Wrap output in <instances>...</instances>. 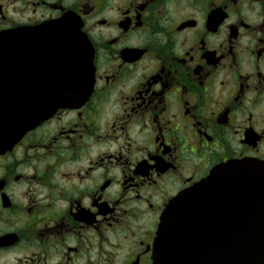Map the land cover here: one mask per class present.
<instances>
[{
  "label": "flooded vegetation",
  "instance_id": "obj_1",
  "mask_svg": "<svg viewBox=\"0 0 264 264\" xmlns=\"http://www.w3.org/2000/svg\"><path fill=\"white\" fill-rule=\"evenodd\" d=\"M66 15L92 50L90 93L10 144L4 95L66 75L46 24ZM1 33L0 264H153L174 197L264 162V0H0Z\"/></svg>",
  "mask_w": 264,
  "mask_h": 264
},
{
  "label": "water",
  "instance_id": "obj_2",
  "mask_svg": "<svg viewBox=\"0 0 264 264\" xmlns=\"http://www.w3.org/2000/svg\"><path fill=\"white\" fill-rule=\"evenodd\" d=\"M47 24L57 27L64 43L58 48L66 51V75H44L43 91L36 94L4 95L11 98L3 114L10 144L57 107L82 102L92 86V50L80 24L67 15ZM9 35L0 34V73ZM153 264H264V162L222 163L174 197L157 227Z\"/></svg>",
  "mask_w": 264,
  "mask_h": 264
}]
</instances>
